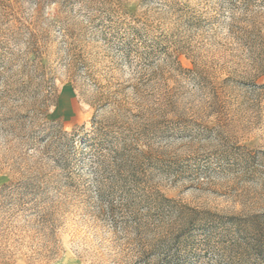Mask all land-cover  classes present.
Wrapping results in <instances>:
<instances>
[{
  "label": "rangeland",
  "instance_id": "1",
  "mask_svg": "<svg viewBox=\"0 0 264 264\" xmlns=\"http://www.w3.org/2000/svg\"><path fill=\"white\" fill-rule=\"evenodd\" d=\"M0 264H264V0H0Z\"/></svg>",
  "mask_w": 264,
  "mask_h": 264
}]
</instances>
